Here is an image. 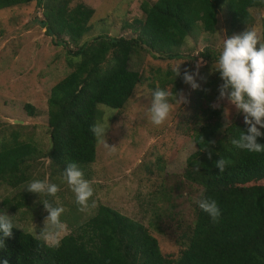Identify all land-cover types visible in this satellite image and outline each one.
Wrapping results in <instances>:
<instances>
[{
    "label": "trees",
    "instance_id": "obj_1",
    "mask_svg": "<svg viewBox=\"0 0 264 264\" xmlns=\"http://www.w3.org/2000/svg\"><path fill=\"white\" fill-rule=\"evenodd\" d=\"M29 1L33 0H0V9ZM34 1L45 15L38 23L71 56V71L51 87L47 99V156L62 170L69 162L80 167L95 160L97 138L90 127L96 123L97 105L122 108L141 82V72L130 67L132 53L141 49L154 58L181 59V46L195 28L215 31L223 4L232 33L251 29V10L264 8L261 0H143V17L126 24L132 30L128 36L99 34L79 43L90 29L92 7L84 3L69 7L70 0ZM261 33L264 39V20ZM199 53L215 57L207 47ZM24 108L33 114L32 104ZM220 127L218 122L201 125L192 134L196 150L186 158L184 176L189 188L194 184L200 190L192 201V222L177 223L178 256L163 254L143 223L99 204L93 215L62 236L59 247H49L14 225L13 235L5 238L6 247L0 248V264L4 259L9 264H264V152L249 153L231 143L246 132L245 124ZM10 135L0 141V183L16 186L29 179V160L38 150L21 140L18 131L11 130ZM211 141L215 144H209V159L207 150L200 149ZM257 142L264 144V135ZM219 158L230 162L222 173L214 164ZM198 160L199 171L193 163ZM203 197L217 202L220 216L215 222L196 203Z\"/></svg>",
    "mask_w": 264,
    "mask_h": 264
},
{
    "label": "rangeland",
    "instance_id": "obj_2",
    "mask_svg": "<svg viewBox=\"0 0 264 264\" xmlns=\"http://www.w3.org/2000/svg\"><path fill=\"white\" fill-rule=\"evenodd\" d=\"M142 1L70 0L69 7L84 3L94 9L90 29L79 43L99 34L128 36L132 30L126 24L143 17ZM251 12V29H256L264 40L261 33L264 8ZM39 19H45L43 6L34 0L0 9V141L9 139L11 130H16L21 140L32 142L38 150L29 160L28 180L16 186L0 183V214H7L19 226L16 227L39 236L48 215L40 201L46 199L64 208L60 219L67 234L77 223L93 215L99 204H104L143 223L157 238L163 254L178 256L177 223L192 222V201L200 190L194 184L189 188L191 183L184 176L186 158L196 150L193 132L214 122L220 123V130L232 122L245 124L243 114L226 100L220 101L218 108L210 106L216 102L218 86L223 83L215 71L223 41L238 34L228 28L225 5L218 13L214 32L197 27L186 38L180 49L181 59L162 60L141 49L132 53L130 67L141 72V82L122 108L113 109L104 104L96 108V122L108 127L106 143L115 146V151L97 139L95 160L78 167L94 190L85 211H80L75 202L64 170L54 167L47 156L50 149L47 99L51 87L72 67L66 48L53 43ZM206 47L214 58L200 55ZM68 48L74 50L75 46L69 44ZM178 66L180 76L175 72ZM185 70L194 75L198 71L195 79L200 88L192 89L183 82ZM157 86L172 93L169 97L172 112L160 126L154 125L147 114L151 94ZM181 93L187 97V103L178 100L177 94ZM26 103L32 104V115L25 110ZM45 178L59 187L55 197L26 190L32 180ZM18 202L22 204L17 205Z\"/></svg>",
    "mask_w": 264,
    "mask_h": 264
},
{
    "label": "clouds",
    "instance_id": "obj_3",
    "mask_svg": "<svg viewBox=\"0 0 264 264\" xmlns=\"http://www.w3.org/2000/svg\"><path fill=\"white\" fill-rule=\"evenodd\" d=\"M264 3V0H261ZM259 47L257 48V44ZM200 64H197V69ZM219 72L223 81L218 86V97L216 102L210 106L220 107V101L226 100L228 104L233 105L238 113H242L244 123L247 125L246 132H242L238 139H232L231 143L249 153L264 152V144L258 143L257 138L264 135L261 128H264V40L256 29H246L238 34H233L223 41L222 50L216 60V70ZM176 76L181 75L180 67L175 69ZM198 71L195 75H198ZM195 75L188 70L183 73V82L191 86L192 89L200 88L195 79ZM171 92L161 89L159 86L151 94L150 106L147 114L151 122L160 126L169 119L172 112V105L169 103ZM180 103H187V97L182 93L177 94ZM107 128L100 122L94 123L90 127L93 135L104 143L105 147L115 151V146H109L106 143ZM209 144H215V141L208 142L200 151L207 150L208 158L212 159V150ZM194 167L199 171L201 162L195 161ZM230 162L224 158L217 159L214 164L219 172H224ZM64 178L71 191L75 194V202L80 207V211H85L89 207V200L93 196V187L90 182L84 178L83 172L75 163H67L64 169ZM26 190L31 193H37L40 196L46 194L55 197L59 191L56 184L49 183L47 178L44 180L34 179L27 186ZM44 210L48 215L44 219V226L39 233V239L45 241L49 247H59L62 234H66V225L60 217L64 212L61 206H54L48 200H41ZM199 208L206 212L215 222L220 216V209L217 202L213 199L203 197L196 200ZM58 204V201H57ZM18 226V225H16ZM14 224L7 214H0V248H5V238L13 235ZM19 227V226H18ZM3 264H9L7 259Z\"/></svg>",
    "mask_w": 264,
    "mask_h": 264
}]
</instances>
